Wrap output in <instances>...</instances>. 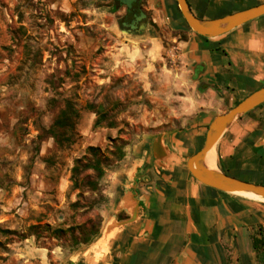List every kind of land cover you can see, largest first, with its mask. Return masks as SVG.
<instances>
[{"label":"rangeland","instance_id":"1","mask_svg":"<svg viewBox=\"0 0 264 264\" xmlns=\"http://www.w3.org/2000/svg\"><path fill=\"white\" fill-rule=\"evenodd\" d=\"M165 1L143 0L148 21L131 31L112 0H0V264H56L92 242L116 214L129 147L179 126L154 93L186 37ZM68 102L79 117L61 128Z\"/></svg>","mask_w":264,"mask_h":264},{"label":"crops","instance_id":"2","mask_svg":"<svg viewBox=\"0 0 264 264\" xmlns=\"http://www.w3.org/2000/svg\"><path fill=\"white\" fill-rule=\"evenodd\" d=\"M243 1L187 0L201 20L235 13L230 7ZM165 7L169 24L186 39H173L171 66L154 93L161 108L177 110L163 122L179 126L159 141L161 160L157 139L129 147L132 167L116 175L125 181L116 214L105 217L92 242L56 264H264V203L208 187L187 166L214 118L264 87V16L208 38L187 27L175 0ZM160 42L154 36L151 54L166 50ZM214 152L217 170L264 186V103L237 119Z\"/></svg>","mask_w":264,"mask_h":264},{"label":"water","instance_id":"3","mask_svg":"<svg viewBox=\"0 0 264 264\" xmlns=\"http://www.w3.org/2000/svg\"><path fill=\"white\" fill-rule=\"evenodd\" d=\"M120 1L131 10L133 8V2L136 0ZM175 1L183 19L191 31L197 35L208 38L222 36L250 21L264 16V3H262L217 19L201 20L194 15L187 0ZM143 17H145V14L142 13V17L124 26L135 29L138 26V22ZM262 103H264V87L247 96L229 111L214 118L208 128L203 147L192 155L187 163L189 171L197 181L225 193L235 194L237 192H248L264 198L263 185H257L230 177L217 169L213 170L208 168L205 164L207 155L216 147L229 127L241 116L255 109ZM162 137L163 136H159L157 141H161ZM158 143H155V156L157 159L161 160L162 157L156 150V145H158Z\"/></svg>","mask_w":264,"mask_h":264},{"label":"trees","instance_id":"4","mask_svg":"<svg viewBox=\"0 0 264 264\" xmlns=\"http://www.w3.org/2000/svg\"><path fill=\"white\" fill-rule=\"evenodd\" d=\"M179 13H180V11H179ZM180 15H181V13H180ZM181 17H182V15H181ZM186 25H187V23H186ZM187 27H188V25H187ZM184 39H186V37ZM77 117H79V115H78L76 109L73 107L72 103L68 102L67 103V109L61 114V116L57 120V124L61 128H67V127L72 128L74 125L73 119H75ZM101 117L105 118V113H102ZM97 127H100V117H99V119H97V121L95 122V124L93 126V128H97ZM106 127L107 128H114V124L109 123ZM90 150H95V148L90 147ZM81 164L82 163H80V160H79L77 163V166L74 169L75 173L78 172L81 169V167H83V166H81ZM91 227L94 228V225L92 224ZM91 234L96 235L97 232L92 231ZM89 243H90L89 237L85 238L84 241L82 242V244H89Z\"/></svg>","mask_w":264,"mask_h":264},{"label":"flooded vegetation","instance_id":"5","mask_svg":"<svg viewBox=\"0 0 264 264\" xmlns=\"http://www.w3.org/2000/svg\"><path fill=\"white\" fill-rule=\"evenodd\" d=\"M115 3V6L118 8H125V15L123 17V20L125 21L126 24L133 23L136 21L139 17H142V13L145 14V17H143L139 22L138 26L135 29H131L127 27L131 31H137L140 29L142 24H145L148 21V14L144 11V5H143V0H136L133 2V10L123 4L120 0H112Z\"/></svg>","mask_w":264,"mask_h":264},{"label":"bare ground","instance_id":"6","mask_svg":"<svg viewBox=\"0 0 264 264\" xmlns=\"http://www.w3.org/2000/svg\"><path fill=\"white\" fill-rule=\"evenodd\" d=\"M159 147H160V144L158 143V145H156V149H159ZM205 164L210 169H213V170L216 169V158H215L214 149L207 155ZM235 194L236 195H248V196H251V197H254L256 199H260V200L264 201V198L259 197V196L255 195V194H252V193H248V192H237Z\"/></svg>","mask_w":264,"mask_h":264}]
</instances>
